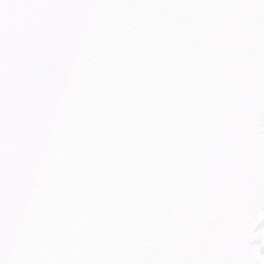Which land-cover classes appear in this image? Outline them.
Here are the masks:
<instances>
[{
	"label": "snow or ice",
	"instance_id": "obj_1",
	"mask_svg": "<svg viewBox=\"0 0 264 264\" xmlns=\"http://www.w3.org/2000/svg\"><path fill=\"white\" fill-rule=\"evenodd\" d=\"M264 0H0V264H264Z\"/></svg>",
	"mask_w": 264,
	"mask_h": 264
},
{
	"label": "water",
	"instance_id": "obj_2",
	"mask_svg": "<svg viewBox=\"0 0 264 264\" xmlns=\"http://www.w3.org/2000/svg\"><path fill=\"white\" fill-rule=\"evenodd\" d=\"M263 225H264V221H262L261 224L258 226L257 231H259V229L262 228V227L264 228Z\"/></svg>",
	"mask_w": 264,
	"mask_h": 264
}]
</instances>
